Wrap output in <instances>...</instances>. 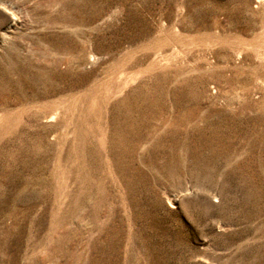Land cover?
I'll list each match as a JSON object with an SVG mask.
<instances>
[{
	"label": "rangeland",
	"instance_id": "1",
	"mask_svg": "<svg viewBox=\"0 0 264 264\" xmlns=\"http://www.w3.org/2000/svg\"><path fill=\"white\" fill-rule=\"evenodd\" d=\"M0 264H264V0H0Z\"/></svg>",
	"mask_w": 264,
	"mask_h": 264
}]
</instances>
